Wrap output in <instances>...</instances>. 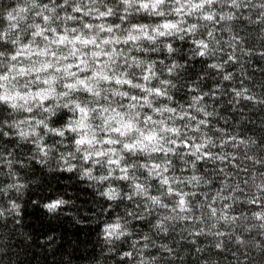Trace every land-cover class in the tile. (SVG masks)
Returning a JSON list of instances; mask_svg holds the SVG:
<instances>
[{
	"label": "clouds",
	"instance_id": "1",
	"mask_svg": "<svg viewBox=\"0 0 264 264\" xmlns=\"http://www.w3.org/2000/svg\"><path fill=\"white\" fill-rule=\"evenodd\" d=\"M0 264H264V0H0Z\"/></svg>",
	"mask_w": 264,
	"mask_h": 264
}]
</instances>
